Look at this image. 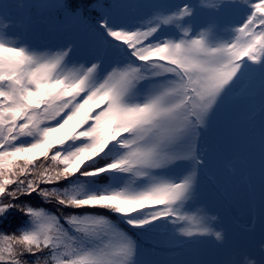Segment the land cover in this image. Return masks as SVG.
Here are the masks:
<instances>
[{
  "label": "snow or ice",
  "instance_id": "snow-or-ice-1",
  "mask_svg": "<svg viewBox=\"0 0 264 264\" xmlns=\"http://www.w3.org/2000/svg\"><path fill=\"white\" fill-rule=\"evenodd\" d=\"M0 264H264V0H0Z\"/></svg>",
  "mask_w": 264,
  "mask_h": 264
}]
</instances>
